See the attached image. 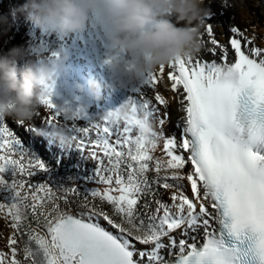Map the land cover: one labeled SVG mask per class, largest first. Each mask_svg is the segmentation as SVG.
I'll list each match as a JSON object with an SVG mask.
<instances>
[{
	"label": "snow or ice",
	"instance_id": "6c2138e0",
	"mask_svg": "<svg viewBox=\"0 0 264 264\" xmlns=\"http://www.w3.org/2000/svg\"><path fill=\"white\" fill-rule=\"evenodd\" d=\"M203 39L211 59L161 66L129 99L136 116L155 120L158 105L169 106L158 86H170L182 113L171 135L163 130L168 111L147 138L128 122L73 126L76 147L97 162L102 190L32 183L48 166L0 121V188L14 193L0 202L13 230L0 264H264V46L240 26L224 42L207 24ZM231 72L235 81L222 79ZM44 102L51 124L60 112L50 96ZM61 202L77 203V212Z\"/></svg>",
	"mask_w": 264,
	"mask_h": 264
},
{
	"label": "clouds",
	"instance_id": "9594fccd",
	"mask_svg": "<svg viewBox=\"0 0 264 264\" xmlns=\"http://www.w3.org/2000/svg\"><path fill=\"white\" fill-rule=\"evenodd\" d=\"M210 3L211 0H25L19 7L0 13V35H7L10 17L15 20L18 15H24L41 31L62 37L82 33L99 24L109 46L102 63L113 77L105 87L113 88L123 86L120 76L127 77L129 82L142 81L148 74L158 73L161 66L199 56L206 49L203 36ZM237 6L242 20L250 22L242 3ZM252 39H256L255 29ZM31 56L32 50L24 46H15L0 54V121L11 119L28 128L33 126L41 109H48L44 101L51 95L53 78L68 59L64 49L57 48L51 55L39 54L20 65V61ZM237 78L236 72L222 77L232 81ZM76 87L81 93L87 90L100 99L99 81L89 79L86 87L81 84ZM75 115L70 108H63L50 129L44 127L36 132L50 136L65 148L74 147V123L70 122H74ZM105 120L113 124L133 123L138 134L146 138L155 131L146 114H134L130 100L115 111L104 113L100 122Z\"/></svg>",
	"mask_w": 264,
	"mask_h": 264
},
{
	"label": "rangeland",
	"instance_id": "374dc122",
	"mask_svg": "<svg viewBox=\"0 0 264 264\" xmlns=\"http://www.w3.org/2000/svg\"><path fill=\"white\" fill-rule=\"evenodd\" d=\"M241 2L239 3V5L242 3V5H243V7L247 10V13H248V15H249V17H250V22H248V23H246V22H244L243 20H242V18H241V12H240V8L239 9H237V13L234 15V17H235V19H234V21H236L235 23H234V25L233 26H240V27H245V28H247L248 30H250L251 31V33L253 34V29H255V35H256V39H257V44H260V46H264V26L262 25V23L264 22V15L262 14V12H261V9L260 8H256V3L257 2H259V1H261V0H240ZM223 7V6H222ZM211 10V9H210ZM220 10V9H219ZM7 12H9V11H7ZM261 12V13H260ZM215 13V12H214ZM226 16V17H229V14H228V12H226L225 10H220V17H221V15L223 16V17H225L224 15ZM237 16H239V18L237 17ZM211 18V17H210ZM209 18V19H210ZM217 19H219V18H217ZM225 19V18H224ZM219 20H217L216 22H215V24L216 25H218L219 23H221V22H218ZM231 25H232V23L231 22H226V24H225V26H226V29H227V31L228 30H230V28H231ZM229 27V28H228ZM217 30V29H216ZM68 87H69V85H68ZM120 87V86H119ZM171 93H173L172 91H171ZM161 94H163L164 96H165V98L168 100L169 99V97H170V95H172V94H169L168 92H163V91H161ZM174 94V93H173ZM149 95L153 98V96H152V94L151 93H149ZM119 96V98H121V100L123 101V102H125V98H124V94H119L118 95ZM131 98H132V96H130ZM154 99V98H153ZM118 101L120 102V104L122 105L123 103L120 101V99H118ZM177 102V100L175 99V100H173L172 101V105L171 106H169L168 107V112H169V114H170V116L169 117H171V119L174 121V124H175V120H174V118L172 117V109H173V107H174V104ZM111 111H115V110H113V109H111ZM163 130H164V132H165V134H167V133H173V131H175L174 130V128H173V124H172V126H171V121L168 119V120H166V123H165V125H164V128H163ZM159 131V130H158ZM167 135H170V134H167ZM162 143V142H161ZM158 153H162V146L157 150V154ZM68 188V187H67ZM0 228H1V225H0ZM7 233H8V231H5L3 234H4V236H6L7 235ZM12 234V233H11ZM5 238V237H4ZM3 240H5V239H3ZM5 245H7V243L5 244Z\"/></svg>",
	"mask_w": 264,
	"mask_h": 264
},
{
	"label": "trees",
	"instance_id": "16d2710c",
	"mask_svg": "<svg viewBox=\"0 0 264 264\" xmlns=\"http://www.w3.org/2000/svg\"><path fill=\"white\" fill-rule=\"evenodd\" d=\"M255 5H256V8L261 9L262 14L264 15V0L257 2ZM262 25L264 26V22L262 23ZM6 123H8L9 127L14 132V134L16 135V138L19 139V135L16 134L17 130L19 129V127H17L18 126L17 123L10 120V119L7 120ZM19 142L23 145V148L28 147L27 144L25 142H23L21 139H19ZM38 159L44 161L48 167L51 166V168H52V172L48 171V170L46 172H38L39 174H42L45 177L47 176V177L52 179L51 181L45 180L46 183H48L50 186H53L54 188L55 187H58V188L59 187H64V188L70 187V186H66L65 183L63 182V181H65V179H67V176L66 175H59V173L61 171L59 170L58 165L55 163L56 162L55 158L50 160V162H48V159H44V158H38ZM82 160L87 161L84 158H82ZM90 166H92V168L95 169L97 167V163L95 164V166H93L91 164H90ZM5 175L10 179L12 176V170L8 169L5 173ZM72 187H74V186H72ZM94 187H95V185H94ZM2 195L9 200H12V198L14 197V193L8 188H0V202H3L2 197H1ZM102 208L107 209V207L103 206V205H102ZM28 222L31 224L32 227L36 226L35 221H32L31 219H29ZM104 223H106V222H104ZM9 224L10 223L7 221V219L3 215H0V225H1L0 239H5V240H3V246H5V244L7 243V237L10 236L12 231H13L11 229V227L9 226ZM5 231H8L6 236H4V234H3Z\"/></svg>",
	"mask_w": 264,
	"mask_h": 264
},
{
	"label": "bare ground",
	"instance_id": "6f19581e",
	"mask_svg": "<svg viewBox=\"0 0 264 264\" xmlns=\"http://www.w3.org/2000/svg\"><path fill=\"white\" fill-rule=\"evenodd\" d=\"M228 2H229V4L225 5V4L221 3V0H211V3L209 5V7L211 9L210 15L206 18L207 24H212L214 26V30L217 29L216 31H217V34H218V38L221 39L224 42H227L228 36L231 35V28L233 27L234 23L236 22V21H234V19H235L234 15L237 13V9H239V7L237 5H239V3L241 1L240 0H228ZM233 2H235L237 5L233 4ZM219 9L220 10L223 9L226 12H228L229 17H226L224 14L223 15L225 17H223L222 15L220 17V10ZM237 17L239 18V16H237ZM217 18H219V19H217ZM217 20H219L218 22H221L218 25L215 24V22ZM227 21L232 23L231 28L228 31H227L226 26H225ZM243 28H245V27H243ZM245 29H246L247 34L249 36L253 35L250 30H248L247 28H245ZM255 42L257 44V39H255ZM258 45H260V44H258ZM73 46L75 47L74 50H77V46H75V43H73ZM199 56H202V57L207 58V59H211V56L207 54V48ZM101 58H99V59L101 60ZM91 64H92V62H88V66H91ZM110 76L111 75H109V77ZM178 107H179L178 103L176 102L174 104L173 109H172V117L174 118L175 121L177 120V118L180 115H182V113L177 111Z\"/></svg>",
	"mask_w": 264,
	"mask_h": 264
}]
</instances>
